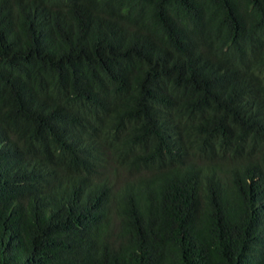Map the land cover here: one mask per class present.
<instances>
[{
  "label": "trees",
  "instance_id": "obj_1",
  "mask_svg": "<svg viewBox=\"0 0 264 264\" xmlns=\"http://www.w3.org/2000/svg\"><path fill=\"white\" fill-rule=\"evenodd\" d=\"M0 264H264V0H0Z\"/></svg>",
  "mask_w": 264,
  "mask_h": 264
}]
</instances>
